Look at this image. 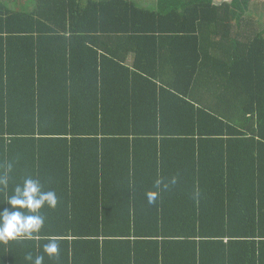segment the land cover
I'll use <instances>...</instances> for the list:
<instances>
[{"label": "trees", "instance_id": "obj_1", "mask_svg": "<svg viewBox=\"0 0 264 264\" xmlns=\"http://www.w3.org/2000/svg\"><path fill=\"white\" fill-rule=\"evenodd\" d=\"M260 6L0 0V210L58 200L0 264H264Z\"/></svg>", "mask_w": 264, "mask_h": 264}, {"label": "clouds", "instance_id": "obj_2", "mask_svg": "<svg viewBox=\"0 0 264 264\" xmlns=\"http://www.w3.org/2000/svg\"><path fill=\"white\" fill-rule=\"evenodd\" d=\"M13 164L9 163L7 171L11 172ZM159 183V182H158ZM8 184L7 175L0 176V187ZM158 193H147L149 203H153ZM58 200L54 191H45L39 180L26 178L22 184L14 187L12 194L7 198L6 204L10 208L0 210V243L7 244L10 241L33 240L38 238V233L44 225V217L40 210L47 206L54 209ZM59 245L55 238H51L44 245V253L49 257L57 256ZM31 264H43L44 257L26 256Z\"/></svg>", "mask_w": 264, "mask_h": 264}, {"label": "rangeland", "instance_id": "obj_3", "mask_svg": "<svg viewBox=\"0 0 264 264\" xmlns=\"http://www.w3.org/2000/svg\"><path fill=\"white\" fill-rule=\"evenodd\" d=\"M138 3H139V4H143V3L140 2V1H138ZM259 8H261L259 12H261V13H262V17H264V15H263V14H264V10H262V8H264V6H263V7L260 6Z\"/></svg>", "mask_w": 264, "mask_h": 264}, {"label": "crops", "instance_id": "obj_4", "mask_svg": "<svg viewBox=\"0 0 264 264\" xmlns=\"http://www.w3.org/2000/svg\"><path fill=\"white\" fill-rule=\"evenodd\" d=\"M221 1H228V0H221ZM133 58H130V62H132Z\"/></svg>", "mask_w": 264, "mask_h": 264}, {"label": "bare ground", "instance_id": "obj_5", "mask_svg": "<svg viewBox=\"0 0 264 264\" xmlns=\"http://www.w3.org/2000/svg\"><path fill=\"white\" fill-rule=\"evenodd\" d=\"M44 134V133H43ZM45 135V134H44Z\"/></svg>", "mask_w": 264, "mask_h": 264}]
</instances>
